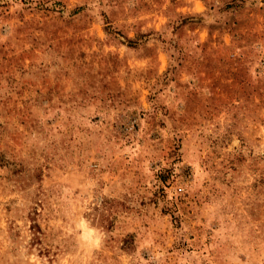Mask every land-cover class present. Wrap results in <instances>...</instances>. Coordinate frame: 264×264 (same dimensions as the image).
I'll use <instances>...</instances> for the list:
<instances>
[{
  "label": "rangeland",
  "instance_id": "obj_1",
  "mask_svg": "<svg viewBox=\"0 0 264 264\" xmlns=\"http://www.w3.org/2000/svg\"><path fill=\"white\" fill-rule=\"evenodd\" d=\"M0 264H264V0H0Z\"/></svg>",
  "mask_w": 264,
  "mask_h": 264
}]
</instances>
